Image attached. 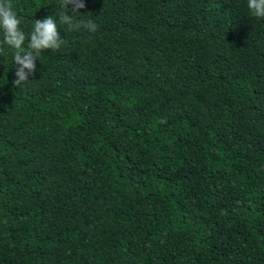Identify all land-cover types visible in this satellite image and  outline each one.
<instances>
[{
  "label": "trees",
  "instance_id": "16d2710c",
  "mask_svg": "<svg viewBox=\"0 0 264 264\" xmlns=\"http://www.w3.org/2000/svg\"><path fill=\"white\" fill-rule=\"evenodd\" d=\"M83 2L11 0L64 42L20 87L0 53V264H264V18Z\"/></svg>",
  "mask_w": 264,
  "mask_h": 264
},
{
  "label": "clouds",
  "instance_id": "9594fccd",
  "mask_svg": "<svg viewBox=\"0 0 264 264\" xmlns=\"http://www.w3.org/2000/svg\"><path fill=\"white\" fill-rule=\"evenodd\" d=\"M72 5V13L79 12L85 7L83 0H60V6L67 9L59 14L61 24L68 25L69 29L78 31L84 28L90 32L97 30V25L92 20L77 23L71 15H68V6ZM247 7L252 16L264 18V0H247ZM21 20L13 10L11 0H0V31L3 33V40L0 41V53L7 48L14 50L13 62L18 65L16 79L13 84L20 87L28 80L29 74L36 71V61L39 55L45 50H58L63 39L60 37L56 19L49 15L43 19L33 20V28L26 37L20 28ZM28 40L27 47L24 46ZM162 123L164 121H161Z\"/></svg>",
  "mask_w": 264,
  "mask_h": 264
}]
</instances>
